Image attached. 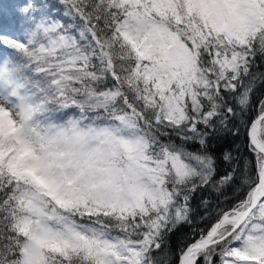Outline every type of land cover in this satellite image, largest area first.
Returning a JSON list of instances; mask_svg holds the SVG:
<instances>
[{
    "label": "snow or ice",
    "instance_id": "snow-or-ice-1",
    "mask_svg": "<svg viewBox=\"0 0 264 264\" xmlns=\"http://www.w3.org/2000/svg\"><path fill=\"white\" fill-rule=\"evenodd\" d=\"M262 86L264 0H0V264H264Z\"/></svg>",
    "mask_w": 264,
    "mask_h": 264
},
{
    "label": "trees",
    "instance_id": "trees-1",
    "mask_svg": "<svg viewBox=\"0 0 264 264\" xmlns=\"http://www.w3.org/2000/svg\"><path fill=\"white\" fill-rule=\"evenodd\" d=\"M5 2H8V0H5ZM264 97V86L259 88L257 92L255 93V100L258 101L260 98ZM252 116H255V111L252 112ZM246 143V137H241L238 140H233L232 138H226L223 140H220L216 144V150L217 152L222 151L224 148L232 147L234 144H244ZM245 154L250 155V153L247 152V149H244ZM200 199V195L197 194L196 198L194 199V203L198 202ZM200 227H204V225H199ZM190 231V228L188 226L182 227L180 230H178L176 233H174L171 238L170 242L172 247L174 248L176 244L180 241V239L185 236Z\"/></svg>",
    "mask_w": 264,
    "mask_h": 264
}]
</instances>
